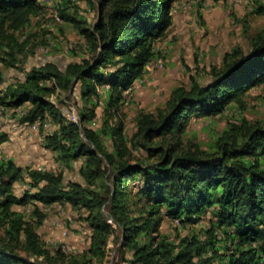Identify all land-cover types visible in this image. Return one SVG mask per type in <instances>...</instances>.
I'll return each instance as SVG.
<instances>
[{
    "label": "trees",
    "instance_id": "1",
    "mask_svg": "<svg viewBox=\"0 0 264 264\" xmlns=\"http://www.w3.org/2000/svg\"><path fill=\"white\" fill-rule=\"evenodd\" d=\"M49 0H0V64L26 58L17 33ZM61 22L82 42L78 60L64 68L47 61L0 88V108L22 123L40 120L44 146L58 161L79 160L82 182H65L61 170L23 167L0 158V264H111V247L131 254L126 264H264V122L242 113L245 96L264 89V28L248 35L247 49L233 46L207 83L191 80L172 89L164 107L140 110L135 131L124 133V90L160 56L155 40L171 24L173 0H84L96 19L80 15V0H50ZM253 12L264 5L253 1ZM5 82L0 68V85ZM78 88V121L50 98ZM103 94H101V90ZM102 97V98H101ZM104 118L93 126L96 107ZM227 118L207 148L186 136L191 116ZM49 118L52 130H45ZM8 138L0 131V144ZM105 139L111 141V149ZM133 150L139 153L133 155ZM29 188L14 193L17 181ZM32 204L30 217L15 206ZM38 203L69 205L91 229L88 246L66 254L48 248L37 231L46 218ZM164 218L178 224L206 222L178 240L159 231Z\"/></svg>",
    "mask_w": 264,
    "mask_h": 264
},
{
    "label": "rangeland",
    "instance_id": "2",
    "mask_svg": "<svg viewBox=\"0 0 264 264\" xmlns=\"http://www.w3.org/2000/svg\"><path fill=\"white\" fill-rule=\"evenodd\" d=\"M254 0H173L171 24L165 35L155 40L160 51L157 58L161 65H155L139 79L133 81L128 89L124 104L120 106L123 117L124 133L130 138L135 131V117L138 111H156L162 108L168 100L173 88L188 87L191 80L207 83L211 79V68L218 67L224 54L233 46L240 45L247 49L248 35L264 28V10L253 12ZM264 5V0H260ZM80 15L88 21L96 19V9L91 8L84 0L79 1ZM55 8L52 1H47L44 10L30 19L28 26L17 33L19 40H27L26 58L20 65L4 70L5 84L24 77V71L39 66L47 61L57 63L64 68L67 62L78 60L83 53L82 42L75 28L69 23L57 21L54 18ZM101 94H103V90ZM104 95V94H103ZM59 108L61 114L67 116L73 106L78 113L81 105L78 88L72 95L65 93L53 94L50 97ZM102 98V97H101ZM246 108L240 114L248 120L264 122V89L260 85L251 89L245 96ZM103 105L96 107L93 126L99 127L104 118ZM239 116V113L227 111L224 115L191 116L187 125L186 136L207 148L213 137L226 125L227 118ZM49 124L45 130H52L54 124L47 118ZM0 131L7 133L8 138L0 144V158H12L23 167L43 170H61L65 182L78 180L82 177L78 172L79 160L70 165L58 161L56 155L44 146L40 128H32L20 122L11 110L0 108ZM111 149V141L105 139ZM133 155L139 153L133 150ZM28 178L19 180L14 185V193L22 195L28 190ZM40 208L46 213L43 223L37 228L38 233L51 250L60 247L66 254H75L84 250L89 243L91 229L82 221L80 213L69 205L51 203ZM23 211L25 217H30L32 204L15 206ZM206 222L197 224H178L169 218H164L159 231L178 240L180 237L198 231ZM3 227L0 225V235ZM111 264H126L131 254L120 248V242L111 247Z\"/></svg>",
    "mask_w": 264,
    "mask_h": 264
},
{
    "label": "built area",
    "instance_id": "3",
    "mask_svg": "<svg viewBox=\"0 0 264 264\" xmlns=\"http://www.w3.org/2000/svg\"><path fill=\"white\" fill-rule=\"evenodd\" d=\"M54 18L57 20V21H60V18H59V16L57 15V13L55 12L54 13ZM155 65H161V62L160 61H155L154 63H149V64H147L146 65V72L147 71H150L151 70V68L153 67V66H155ZM13 110H15V111H17V112H19L20 111V109H13ZM13 110H11V111H13ZM67 117L70 119V120H72V121H75V122H77L78 121V113H77V110L73 107V106H71L70 107V110H69V112H68V115H67ZM49 122L50 121H48V120H45L44 121V126H47L48 124H49ZM40 124H41V122H40V120H36L33 124H31L30 126L32 127V128H39V126H40ZM43 170V169H42Z\"/></svg>",
    "mask_w": 264,
    "mask_h": 264
}]
</instances>
